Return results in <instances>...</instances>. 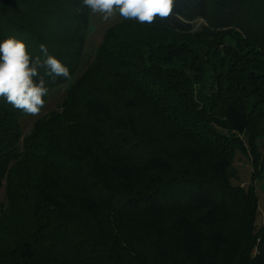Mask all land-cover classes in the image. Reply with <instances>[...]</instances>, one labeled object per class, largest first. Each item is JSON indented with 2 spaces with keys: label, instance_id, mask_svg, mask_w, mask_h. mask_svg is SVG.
Segmentation results:
<instances>
[{
  "label": "trees",
  "instance_id": "trees-1",
  "mask_svg": "<svg viewBox=\"0 0 264 264\" xmlns=\"http://www.w3.org/2000/svg\"><path fill=\"white\" fill-rule=\"evenodd\" d=\"M90 14L80 0H0V42L41 60L44 44L70 70H40L45 103L77 75ZM59 106L24 135V112L0 97V264H264V0L121 19ZM237 151L248 187L232 182Z\"/></svg>",
  "mask_w": 264,
  "mask_h": 264
},
{
  "label": "clouds",
  "instance_id": "clouds-1",
  "mask_svg": "<svg viewBox=\"0 0 264 264\" xmlns=\"http://www.w3.org/2000/svg\"><path fill=\"white\" fill-rule=\"evenodd\" d=\"M91 14H100L104 22L117 15L124 20L152 24L157 17L168 19L176 0H80ZM40 49L45 57L33 59L27 44L14 36L0 42V97L27 115H38L49 89L40 70L53 78H70V70L57 57L50 55L46 45ZM38 78V82L36 79Z\"/></svg>",
  "mask_w": 264,
  "mask_h": 264
},
{
  "label": "rangeland",
  "instance_id": "rangeland-1",
  "mask_svg": "<svg viewBox=\"0 0 264 264\" xmlns=\"http://www.w3.org/2000/svg\"><path fill=\"white\" fill-rule=\"evenodd\" d=\"M122 18L117 15L108 22H104L100 14H90V25L87 34V42L85 45V55L83 57L81 67L77 72V75L70 80L65 86L54 88L50 91L49 97L43 108L38 115L21 114L20 122L22 132L24 135L28 134L33 126L34 121L43 114H48L54 109H58L60 102L63 100L66 94L67 87L84 71L87 65L93 60L95 51L98 45L101 43L104 31L107 27L120 21ZM202 20L196 21L195 26L198 29ZM260 149L264 148V136L258 140ZM233 167L237 171V176L232 178L234 184H239L244 187H248L251 181V174L253 171L251 160L248 156L240 151H237ZM256 191L259 197L258 215L256 220L257 227L264 224V172L256 182ZM6 189L3 185L0 187V211L6 206Z\"/></svg>",
  "mask_w": 264,
  "mask_h": 264
}]
</instances>
